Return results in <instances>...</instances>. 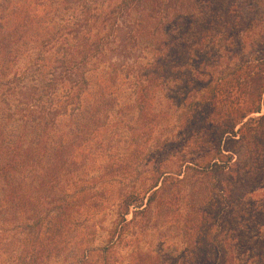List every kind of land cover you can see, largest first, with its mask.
Instances as JSON below:
<instances>
[{
	"label": "trees",
	"instance_id": "obj_1",
	"mask_svg": "<svg viewBox=\"0 0 264 264\" xmlns=\"http://www.w3.org/2000/svg\"><path fill=\"white\" fill-rule=\"evenodd\" d=\"M238 2L0 0V264H116L126 240L160 221L178 223L186 208L193 216L185 226H210L190 244L188 264H217L210 221L238 222L233 205L264 189V38L246 58L239 39L219 45L226 29L239 28L223 23ZM100 71L109 90L124 86L119 110L109 108L110 93L86 104ZM122 111L136 116L113 126L123 129L124 143L126 134L133 144L145 140L147 151L164 142L168 158L143 172L120 152L116 168L95 176V147L84 142ZM83 113L85 123L65 134L62 122L72 127ZM107 179L119 188L106 193ZM106 194L116 195V224L96 248L93 224L74 235L78 211L99 209ZM251 210L248 217L262 213L254 203ZM261 234L258 228L264 245Z\"/></svg>",
	"mask_w": 264,
	"mask_h": 264
},
{
	"label": "rangeland",
	"instance_id": "obj_2",
	"mask_svg": "<svg viewBox=\"0 0 264 264\" xmlns=\"http://www.w3.org/2000/svg\"><path fill=\"white\" fill-rule=\"evenodd\" d=\"M237 6L238 7L236 8L238 10H236L233 14L234 16L232 17V20H225L223 23H231L232 25L240 23L238 24L239 28L226 29L227 33L223 32V36L220 38L224 39L226 36H228L226 38L228 41L224 40L219 45L236 46L235 39H239V43L243 45L244 48V54H242V56L246 58V56H252V54H256L261 51L256 41L259 42L260 38H264V0H240V2L237 3ZM239 7L242 9H239ZM237 19H239V21L234 24ZM220 38H218V40L221 42ZM235 50L236 49H234L232 52L239 51L238 49L236 51ZM150 57L151 56L147 54V57L144 56V59L141 62L148 65L147 60H149ZM101 72L102 71L97 72V74H94L91 77L93 93L90 94V97H86V104L90 105V103H93V101L98 100L102 94L110 93V95H108L110 98H108V102L111 100L112 103H110L109 108L119 110L121 104H123L124 101L122 98V90L124 86L122 83L116 82L114 87L109 90L106 76H104L102 74L103 72ZM125 91H128L127 94L129 95L130 92L127 90V88ZM125 91L123 94H125ZM164 106L167 107V104L164 103ZM86 115L87 114L85 113L79 114L77 117V123L73 122L74 124H72V127L70 124L63 121L62 131L65 134L72 132L74 127L85 123V121L88 119ZM125 115L126 114H124L123 111L122 115H120V113L116 114L115 112H112L111 118H108L107 120L104 119L105 123L103 124V127H105L107 123L106 128L98 130L93 135H88L90 137H88L86 140L89 139V142H84V144L92 143V145L95 147L94 155L95 158H97L96 167L98 168L97 172L94 173L95 176H101L105 167L116 168L117 161L122 160L121 153H125L123 158H126L128 163L126 165L128 167L130 165L129 162H131L133 165H135V168H139L140 171L143 172H146L151 168L158 167L157 165L162 159L168 158L166 154L170 150L167 149L165 153L162 152L165 149L164 142H158V144L155 145L157 147L154 146L153 148L149 145L148 148L150 150L147 151L148 145L145 140H141L136 144H133L128 141V134H126L125 144L123 129L121 128L116 130L114 129L115 127H113L114 125L119 124V121L130 125L136 119L135 115ZM161 120V123L164 125L166 120ZM169 123L173 124V119ZM167 127L169 126L164 125L162 129L164 134H167ZM112 130L114 131L110 135ZM175 132L176 130L171 132V134L173 135ZM82 137L84 140L87 135L83 134ZM119 149L121 151H119ZM88 164H90V162ZM104 186L106 193L112 192L113 187L116 189V186H114L113 182H109V179H107V182L104 184ZM71 192H73V190L69 189L68 193L71 194ZM203 197L204 193H200L199 199H203ZM103 198L104 205L99 209L94 208L95 210H93L84 207L78 211V218L81 220V222L79 223V227H76L77 231L74 234L75 237L80 238L86 230L89 231L91 224H93L89 240L96 248L104 247L102 242L107 238V233L110 232L112 225L116 224V213L112 211L114 208L113 206H115L116 203V195L106 194L103 196ZM253 203L256 204V207L259 210L262 211V213L259 212L260 216L254 218L247 216L251 215V212L253 211L251 210V205H253ZM245 205L248 206L249 211L248 209L247 211L245 210V215L241 211V214L245 216V218H242V215L238 216V214L240 213V207H245ZM231 209L236 212L237 215L234 213L233 214L235 217L237 216L238 222L231 220L232 217L230 219L225 218V220L224 217H217V219L213 218L212 221H210V224L213 226L211 227V239L212 242H214V246L216 247L218 254L217 264H264V245L260 243L258 244V240L260 239L256 238L257 230L258 228H261V235L264 239V189L260 190L250 202L246 201V203H239V205L235 204ZM186 210H189L188 213L184 214L183 218L178 219V223L173 225L166 224V222L161 223L160 221L158 226H151L147 233L139 235L140 237L137 238L136 242L128 240L129 243L127 244L126 240L127 245L122 244L124 246L120 248L119 255L116 258V264H129L127 258V255L129 254H134L138 257L151 256L154 260L151 261V264L190 263V259L193 258V250L191 249L190 244H193V242L195 243L198 237H201L203 232L208 230V227L210 226H206L205 229H198L192 225L185 226L184 223L187 220V217L193 216L191 215V209L186 208ZM128 219H130V217H128ZM239 226L240 232L237 231ZM241 232H245V237H243L244 239L242 240L240 236ZM235 236L236 239L232 240V238H235ZM255 241H257V244ZM261 241L263 240L261 239ZM245 244H249L252 247L249 248ZM13 248L14 244L9 246V249L12 250ZM123 256H125V259H122Z\"/></svg>",
	"mask_w": 264,
	"mask_h": 264
}]
</instances>
